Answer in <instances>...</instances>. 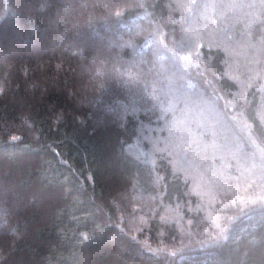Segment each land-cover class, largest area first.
Wrapping results in <instances>:
<instances>
[{"label":"trees","instance_id":"obj_1","mask_svg":"<svg viewBox=\"0 0 264 264\" xmlns=\"http://www.w3.org/2000/svg\"><path fill=\"white\" fill-rule=\"evenodd\" d=\"M112 1L120 16L113 6L100 7L83 30L101 35L104 27H119L126 43L121 57L130 63L138 52L140 64L142 57L159 62L165 87L140 83L132 91L137 81L130 63L120 72L130 84L120 93L129 99L114 103L124 114L111 118L110 109L113 113L97 120L94 95L83 106L73 92L81 63L95 76L97 97L106 95L110 103L118 95L107 92L105 80L92 70L96 55L90 46L79 44L84 52L73 54L58 42L41 56L20 44L14 47L18 52L0 60V180L9 191L0 192V207L11 213L13 202L20 201L11 219L13 230L22 233L17 241H0V251L6 245L0 258L5 264H264L260 0ZM35 2L24 12L19 0H0V50L6 43L2 37L15 29L22 43L32 40L35 49V36L49 27L44 7L60 6L58 0ZM10 4L18 17L4 18ZM191 19L196 23L187 45L183 25ZM56 24L65 41L83 33L72 23ZM198 46L200 63L196 58L187 63V53ZM171 60L175 80L162 64ZM176 85L202 95L207 107L173 96ZM177 108L183 113L169 114ZM209 109L219 114L213 118ZM13 135L19 139L11 140ZM49 193L57 194L51 203ZM126 217L128 249L149 246L156 257L120 255L117 244L108 241L117 237Z\"/></svg>","mask_w":264,"mask_h":264},{"label":"rangeland","instance_id":"obj_2","mask_svg":"<svg viewBox=\"0 0 264 264\" xmlns=\"http://www.w3.org/2000/svg\"><path fill=\"white\" fill-rule=\"evenodd\" d=\"M58 1H59V5H60L58 9H55V6L52 7L51 5H49V6L47 5L46 7H44V10L47 13H49L47 17H48V23H49L50 28L49 27L45 28L44 30H42V32H40L42 34H39L38 37L35 36V38L38 41L36 46H34L35 49H32V47L30 45V44L35 45V43H33L32 40H31L30 44L28 43L29 45L25 44L24 42L22 43L21 31L18 29H15V30H12L9 34H7V35L5 34L2 37L4 39V42H6V43L3 45V49L0 50V60L5 58L7 56V54H9L8 52H11L12 50H13L12 52H18V50L16 51L14 49V47H16V46L18 47L20 44L27 46L26 49L29 48L27 50H30L33 53H37L41 56L43 55V53L50 52L53 49H55L54 46L57 45L58 42L61 45H63L64 48H66L70 53H73V54H77V53L81 54L84 52V50H85L84 48H82V49L78 48L79 44H82L85 47L90 46L91 48L94 49V54L96 55L94 62L92 64H90V66L93 67L92 70L96 72L95 75L100 74L102 80L103 81L105 80L104 83H105V86L107 87V92L112 93V94L115 93L118 95L112 99V102L109 100L111 104L108 101H105L104 97H106V95L101 97V95H103V94H101L100 96L97 97L96 94L98 95V92L100 90L98 87L99 85L93 79L95 76L90 74L88 67H86L83 63H81V65L78 67V79L79 80L76 84V89H74L73 92L77 93V98H76L78 100L77 102L83 106L88 105V103H90V101L92 102V100H94L92 98L94 95V98L96 101L93 104V106L94 107L98 106L100 108V111H98L97 113L93 112L94 118L97 120H102V118L104 119V117H106L109 114L108 112H111L110 109H112V111L114 112V113L111 112L114 114V116L112 114H111V116L109 115L111 118L119 119L120 116L118 114H121V113H122V115L124 114L122 106H120L121 108H119V107L117 108L114 105V103H116V101L120 102V100L124 98L125 101H123V103L125 104V103H127V100L129 99V98L123 97V95H121V93H120L121 92L120 89L122 88V86L127 87L126 92H128L127 91L128 86H130V84H127L126 81H124V78L120 74V72L122 70H125V67L129 66L130 63L133 64V66H135V69H134L136 72L135 79L137 81L134 83V85L135 84L136 85L132 89V91L137 89V86L140 83H141V85L143 84V85L149 86L152 82H155V83H157L158 86L165 87V77H164L165 74L160 72L159 68H161V66H160L159 62H157L156 64L155 63L151 64L152 62L150 63L149 61L145 60L142 57L141 58V60L143 59L142 64H140L141 61L137 55L138 52H133V58L131 59L130 63H129V60L126 61L123 57H121V53L123 52V49L126 47V43L122 37V31L119 30V27L118 28L116 26L114 28L104 27V28L100 29L101 35H99V33L96 34L95 32L90 31L89 29L83 30L84 21H86V22L93 21L94 20L93 17L96 15L95 13H98L96 11H98L100 7L118 5L117 3L114 4L112 0H58ZM19 2L21 4V6L24 7V12L31 11L34 8V5L36 4L35 0H19ZM40 2L43 3V2H45V0H40ZM11 4H12V1H11ZM11 4H10V6L9 5L5 6V9H4L5 11L3 13L4 18L5 17H7V18L8 17H18V14H15L14 11L12 10ZM227 9L225 7V10H227ZM116 10H118V9H116ZM56 21H59L60 23L64 22V21L72 23L74 25V27L77 29V31L83 30L82 31L83 33H80L79 34L80 37H78V38H75L72 40L68 39L67 41H65V39L63 40V37H62V35H63L62 30H60L58 28V24H56ZM195 23H196L195 19L194 20L191 19V21H189L187 25H183L185 27V29H184L185 33H188V34L184 36L182 41L187 45H190L189 33L191 34V30L193 29ZM186 26L187 27L189 26V28H187ZM58 29H59L60 34H57ZM40 35H42V36H40ZM97 35H99V36L97 37ZM206 38H207V36H206ZM242 42H245V40H243ZM51 44H53V45L55 44V45L50 46ZM93 44H97V45H93ZM245 46H246V44H245ZM196 49L197 50H195V51L189 50V52L187 53V55L185 57L187 60H189L187 63H191L190 58H196L197 64L200 63L201 55H200V52L198 51L199 46H198V48L196 47ZM194 62H195V60H194ZM40 64L41 63L38 62L39 66H40ZM162 64H163V66H165L167 68L165 71H168L169 73L173 74L174 80L179 77L178 73L176 72V70L174 68V65H175L174 60H171V62L167 61V62L162 63ZM60 70H61V68L59 66L57 68V72H59ZM41 73H42V71H41ZM121 76H122V78H121ZM259 76L260 75H257V77H255V79H258ZM43 78H45V77H43ZM170 79H169V82L173 81L172 79L171 80ZM173 82L175 84H177L176 81H173ZM206 82L210 85L211 88H213V85H212V82L210 79H208V81H206ZM252 83H254V81ZM252 83H250V84H252ZM176 86L177 87L172 92L173 96H176L179 99L182 97H187V100L190 101V104H192L191 106H198V105L202 106L203 105L205 108L207 107L205 98L201 97L202 95H196L193 93V91H192V93L186 91V88L184 85H176ZM104 88L105 87H102L101 89L104 90ZM68 91H69V89H68ZM211 91H212V89H211ZM163 92L165 93V91H163ZM99 94H100V92H99ZM200 97H201V101L199 103L196 102V100L200 99ZM125 107L127 109V106H125ZM149 107L150 106H148V104L146 103V107H144V108L149 109ZM138 111H140L143 114L145 113L143 108H140V107L138 108ZM209 111H210V115L213 116V118L216 117L217 114H219V111L216 109H215V111L212 109H209ZM261 111L264 113L263 109ZM177 112L180 114L183 113V111H181L177 108L175 110L170 111L169 114H172V113L175 114ZM193 112H195V111H193ZM185 119H187L191 122L190 118H188L186 116H185ZM224 119H225V117H223V116L220 117L221 122H224ZM226 121L227 120L225 119V123H227ZM232 128L234 130L236 127H232ZM232 128H230V129L232 130ZM143 133L144 132H142L141 135H143ZM140 142L141 141L137 140L136 144L141 146ZM248 142L249 141L245 140V143L248 144ZM152 145H153L152 148L157 151V147H155V141H153ZM134 149H137V148H134ZM178 150L182 151L181 149H178ZM251 157L253 159L252 160L253 162L257 161L255 153L251 154ZM4 185H5V183L1 179L0 180V192H1V194H2V192L4 193V191H5ZM5 192L9 193V191H5ZM7 193H5V194H7ZM16 195L17 194L15 193L12 196L16 197ZM55 196H57V194L55 195L53 193H49L46 195V197H47L46 199L48 200L49 203H51V201H53L56 198ZM122 199L123 200H121V201L123 203L127 201V197H124ZM19 202H18V200L13 202V207L11 208L12 212L17 208ZM12 212L10 213L6 208H4L2 206L0 207V241L3 240L4 238H7V237H9V238L13 237L17 241L22 236V233L17 234L13 230L12 219H14V218H13ZM130 225H131V223L129 221V218L126 217L124 224L118 226L120 233L117 235V237H115L114 240L109 238L108 241L117 244L118 250L121 252V253H119L120 255H135L136 257H138L140 259L148 260V261L151 258L156 257L157 253L152 248H150L149 246H145L144 248H142V245L139 244V247L136 246L134 249H128V246H127L128 240H126L125 237L131 236L129 234V226ZM135 237H136L135 235H132L133 240L135 239ZM8 246L12 247L11 244H8ZM140 248H142V250H140ZM3 251L6 252V245H5L4 249L2 251H0V253H3ZM158 252L159 253H165V250L159 249ZM5 259H6L5 257L0 258V264H5L4 263ZM169 264H172V263H169Z\"/></svg>","mask_w":264,"mask_h":264},{"label":"snow or ice","instance_id":"obj_3","mask_svg":"<svg viewBox=\"0 0 264 264\" xmlns=\"http://www.w3.org/2000/svg\"><path fill=\"white\" fill-rule=\"evenodd\" d=\"M183 7H188V5H182ZM191 7H196V5L195 4H192V5H190ZM247 7H256V5L255 4H248V5H246ZM115 9H118V5H114L113 6ZM259 7L261 8V9H264V0H260V3H259ZM114 14L117 16V17H119L120 16V12L118 11V10H116L115 12H114ZM19 139V137H17V136H11V140H13V141H16V140H18ZM262 199H264V198H262ZM217 226H219V225H217ZM223 231V230H222ZM225 239H227V237H225Z\"/></svg>","mask_w":264,"mask_h":264}]
</instances>
